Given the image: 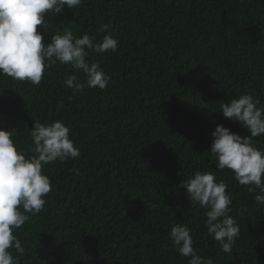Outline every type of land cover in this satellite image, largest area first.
<instances>
[{
    "label": "trees",
    "instance_id": "trees-1",
    "mask_svg": "<svg viewBox=\"0 0 264 264\" xmlns=\"http://www.w3.org/2000/svg\"><path fill=\"white\" fill-rule=\"evenodd\" d=\"M0 264H264V0H0Z\"/></svg>",
    "mask_w": 264,
    "mask_h": 264
}]
</instances>
